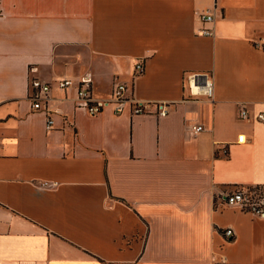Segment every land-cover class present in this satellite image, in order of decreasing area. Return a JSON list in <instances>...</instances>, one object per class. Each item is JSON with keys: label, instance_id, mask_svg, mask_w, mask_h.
Instances as JSON below:
<instances>
[{"label": "crops", "instance_id": "1", "mask_svg": "<svg viewBox=\"0 0 264 264\" xmlns=\"http://www.w3.org/2000/svg\"><path fill=\"white\" fill-rule=\"evenodd\" d=\"M86 74L147 112L88 115L55 86ZM261 113L264 0H0V264H264V219L220 198L264 187Z\"/></svg>", "mask_w": 264, "mask_h": 264}, {"label": "built area", "instance_id": "2", "mask_svg": "<svg viewBox=\"0 0 264 264\" xmlns=\"http://www.w3.org/2000/svg\"><path fill=\"white\" fill-rule=\"evenodd\" d=\"M199 22L204 24H211L214 20L213 10L206 9L195 13ZM203 36H212L213 32L210 28L201 30ZM144 72V64L138 62L135 65L134 77L142 75ZM189 78L190 91L193 96H211L212 85L207 74H194ZM91 77L86 74L77 80L69 78H62L55 82V86L59 90H66L72 87L76 88V101L79 107H82L88 115L97 116L102 111L110 107L114 114H121L127 103L130 104L131 113L133 115H141L147 112V103L138 102L135 99H131L126 95V85H116L112 95L108 99H95L91 96ZM31 95L30 102L31 107L37 111H46V102L49 100V92L51 85L45 82H41L37 79H33L30 82ZM156 109V114L159 117H165L168 114V109L165 104H153ZM242 119H247V113L245 110L240 112ZM257 120L264 123V114L261 113L257 116ZM53 121L49 119L47 121V129L52 125ZM202 130V127H196L193 129V133L196 134ZM245 142L243 135H239L236 143L242 144ZM254 189H237L229 194L221 195L222 202L227 206H233L243 212L252 214L255 217L264 219V193H258L253 191ZM224 237L227 239L233 238L231 230L224 232Z\"/></svg>", "mask_w": 264, "mask_h": 264}, {"label": "trees", "instance_id": "3", "mask_svg": "<svg viewBox=\"0 0 264 264\" xmlns=\"http://www.w3.org/2000/svg\"><path fill=\"white\" fill-rule=\"evenodd\" d=\"M253 191H256L258 193H264V187H256Z\"/></svg>", "mask_w": 264, "mask_h": 264}]
</instances>
